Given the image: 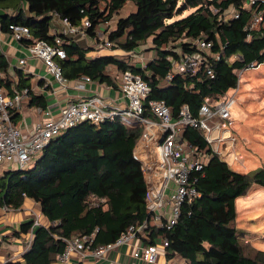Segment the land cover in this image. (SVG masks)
Masks as SVG:
<instances>
[{
  "label": "trees",
  "instance_id": "trees-1",
  "mask_svg": "<svg viewBox=\"0 0 264 264\" xmlns=\"http://www.w3.org/2000/svg\"><path fill=\"white\" fill-rule=\"evenodd\" d=\"M249 5L250 0H0V27L7 35L11 26L28 27L32 39L19 43L29 48L38 41H54L57 16L78 27L88 19V38L98 45L108 41L122 55L90 57L92 47L62 36L67 59L60 65L68 81L87 77L117 89L113 73L129 72L151 87L144 101L145 117L153 118L151 101H165L175 118L184 106L199 117L205 99L221 100L238 87L241 72L264 64V3ZM124 11L127 15L122 16ZM260 13L263 20L256 24ZM202 39L214 43L212 51L219 58L208 57L194 76L178 73L174 63L197 53L195 43ZM143 48L152 54L145 67L134 63ZM207 65L214 78L208 76ZM9 70L0 48V86L10 94L13 85L20 91L29 89L33 102L40 105L42 98L34 96L25 75L19 73L15 84ZM143 134L142 125L128 127L120 117L99 125L85 121L53 139L27 173L1 175L0 208L17 211L29 199L39 205L47 222L36 228L23 263L6 264H53L65 240L95 234L93 248L107 246L128 228L147 222L145 245L166 239L168 259L179 257L185 264H264V251L247 250L250 245L237 228L236 207L254 185L264 187V167L235 170L212 150L202 131L186 129L183 140L208 158L198 173L201 197L185 203L174 228L163 230L155 227L146 208L143 165L134 157ZM93 198L104 202L94 205ZM32 225L33 221L24 223L15 237L22 239ZM7 242L0 238V255Z\"/></svg>",
  "mask_w": 264,
  "mask_h": 264
},
{
  "label": "built area",
  "instance_id": "built-area-1",
  "mask_svg": "<svg viewBox=\"0 0 264 264\" xmlns=\"http://www.w3.org/2000/svg\"><path fill=\"white\" fill-rule=\"evenodd\" d=\"M258 3H264V0H250L249 6ZM234 16L239 17L238 14ZM262 20L263 15L260 13L256 24ZM90 27L91 23L88 19H84L82 26L78 27L69 20H62L57 16L53 30L54 41L52 43L38 41L34 46L27 48L30 57L41 61L55 82L64 86L68 80L64 77L60 65V62L67 59L62 36L85 38L86 30ZM10 30L9 36L17 42L32 39L31 31L26 26L15 25L11 26ZM103 45L102 49L113 50V45L108 41ZM195 47L197 53L185 54L179 62L174 63L178 73L194 76L206 64L208 57L219 58L212 51L214 43L209 40H197ZM148 60L145 55L134 57V63L142 67L146 66ZM19 64L25 66L27 61L21 60ZM207 67L208 76L214 78L212 67L210 65ZM113 77L128 101L127 108L111 112L108 104L98 96L73 101L62 108L57 118L46 119L28 133L17 126L13 117L22 111L30 97V90L14 89L10 94L0 87V172L27 173L53 139L82 122L89 121L99 125L106 119L120 117L122 123L128 127L139 123L144 127V134L136 147L134 157L143 165L147 188L146 208L156 228L172 230L180 218L181 207L201 197V192L196 186L199 182L198 173L202 172L208 162L205 155L200 154L196 148L183 140V131L188 128L202 131L212 150L230 166L242 159L236 151L237 138L233 134L235 122L232 115L239 86L230 90L219 101L205 99L199 117L193 115L189 106H184L175 118L172 109L165 101H151L149 111L153 118H148L144 116V101L151 92L149 84L140 76L129 72L117 73ZM168 79L170 80L171 76ZM83 80L92 82L87 77ZM99 202L103 203L104 200L97 198L92 200L94 205H98ZM0 210L13 211L8 208H0ZM32 215L36 216L34 210ZM32 221V228L26 235L23 254L31 249L35 239V229L45 225L37 216ZM147 224L148 222L139 228L130 227L114 244L97 248H93L95 234L65 240L66 247L53 264H69L73 254L81 258L90 254L95 260H102L123 246L133 245L136 239L147 238L144 232ZM168 245L166 239H161L152 246L137 245L133 257L143 264H161L162 258L165 259L166 264H180L176 262V257L167 258Z\"/></svg>",
  "mask_w": 264,
  "mask_h": 264
},
{
  "label": "crops",
  "instance_id": "crops-1",
  "mask_svg": "<svg viewBox=\"0 0 264 264\" xmlns=\"http://www.w3.org/2000/svg\"><path fill=\"white\" fill-rule=\"evenodd\" d=\"M131 8L130 5L127 7L128 10ZM121 14H123V12ZM101 39H103V37H101ZM76 41L80 42L84 47H92V51L88 54L90 57L122 55V52L116 50L102 49L103 44L98 45L93 39L88 38V36L76 39ZM0 48L10 65L9 73L15 84L19 82L18 74L23 73L31 85V91L34 93V96L39 99L42 98V100H39L40 105H37L36 102H33V97L30 96L25 102L22 111L16 113L18 118L15 123L25 133L32 132L38 124L48 118H57L62 108L73 101L98 96L108 104L111 112H117V110L127 108L128 101L121 93L119 87L114 89L93 81L88 83L84 81L83 78L76 81H68L64 86L58 84L48 73L42 62L31 58L28 49L23 47L19 42L13 40L9 35L2 33L1 27ZM93 48H95V51ZM21 60H26L27 64L21 66L19 64ZM114 74L117 73H113V75ZM0 87L7 93H10L5 85ZM14 89H16L15 85L12 86V90ZM4 173L5 171L0 172V176ZM32 210H34L36 216L39 215L42 217V222L46 225L47 222L42 215L39 205L29 199L25 201L20 210L9 212L0 210V238L6 237L8 240L0 255V264H6L10 260L23 263L22 256L24 255L23 251L27 234L22 235V239H18L15 237L14 233L19 232L24 223L31 221L34 216L32 215ZM142 244L145 245L144 240L136 239L133 245L123 246L108 254L102 260H95L90 254L85 258H81L77 255L69 264H143L137 262L133 257L135 246ZM178 258L179 257H176V260L180 264H184L182 261L178 260ZM161 264H166L164 258H162Z\"/></svg>",
  "mask_w": 264,
  "mask_h": 264
},
{
  "label": "rangeland",
  "instance_id": "rangeland-1",
  "mask_svg": "<svg viewBox=\"0 0 264 264\" xmlns=\"http://www.w3.org/2000/svg\"><path fill=\"white\" fill-rule=\"evenodd\" d=\"M192 12H186L183 17ZM125 15L127 11L122 14ZM102 40L105 41L104 37ZM147 46L149 48L151 44ZM142 53L148 59L151 58L152 54L147 51ZM239 76V91L232 115L235 122L233 134L237 138L236 151L242 159L231 167L240 172H248L264 167V64L241 72ZM236 207L237 228L244 232L245 243L250 245L247 247L248 252L250 249L264 251V187L254 185L247 196L236 201ZM37 217L42 218L39 215ZM34 218L36 216L31 221ZM76 256L73 254L71 260ZM178 260L184 263L181 258Z\"/></svg>",
  "mask_w": 264,
  "mask_h": 264
}]
</instances>
